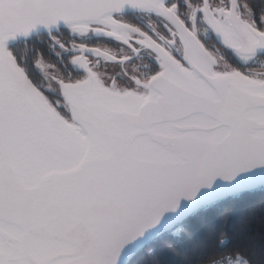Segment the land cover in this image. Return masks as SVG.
<instances>
[{"label":"snow or ice","instance_id":"obj_1","mask_svg":"<svg viewBox=\"0 0 264 264\" xmlns=\"http://www.w3.org/2000/svg\"><path fill=\"white\" fill-rule=\"evenodd\" d=\"M257 186L264 0H0V264H144Z\"/></svg>","mask_w":264,"mask_h":264},{"label":"trees","instance_id":"obj_2","mask_svg":"<svg viewBox=\"0 0 264 264\" xmlns=\"http://www.w3.org/2000/svg\"><path fill=\"white\" fill-rule=\"evenodd\" d=\"M251 241L259 254L264 242V188L247 192L236 199H225L193 222V236L169 239L156 245L155 256L142 257L144 264H185L199 241L209 242L220 231Z\"/></svg>","mask_w":264,"mask_h":264},{"label":"water","instance_id":"obj_3","mask_svg":"<svg viewBox=\"0 0 264 264\" xmlns=\"http://www.w3.org/2000/svg\"><path fill=\"white\" fill-rule=\"evenodd\" d=\"M258 188H261V187L257 186V187L255 188V190L258 189Z\"/></svg>","mask_w":264,"mask_h":264},{"label":"built area","instance_id":"obj_4","mask_svg":"<svg viewBox=\"0 0 264 264\" xmlns=\"http://www.w3.org/2000/svg\"><path fill=\"white\" fill-rule=\"evenodd\" d=\"M171 238V237H170ZM172 239V238H171Z\"/></svg>","mask_w":264,"mask_h":264}]
</instances>
